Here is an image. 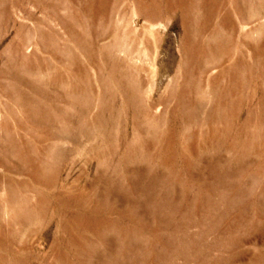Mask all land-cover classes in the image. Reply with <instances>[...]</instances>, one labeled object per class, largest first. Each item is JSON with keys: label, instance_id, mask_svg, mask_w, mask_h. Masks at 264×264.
Wrapping results in <instances>:
<instances>
[{"label": "rangeland", "instance_id": "rangeland-1", "mask_svg": "<svg viewBox=\"0 0 264 264\" xmlns=\"http://www.w3.org/2000/svg\"><path fill=\"white\" fill-rule=\"evenodd\" d=\"M0 264H264V0H0Z\"/></svg>", "mask_w": 264, "mask_h": 264}]
</instances>
